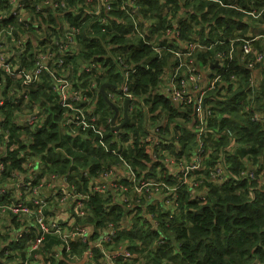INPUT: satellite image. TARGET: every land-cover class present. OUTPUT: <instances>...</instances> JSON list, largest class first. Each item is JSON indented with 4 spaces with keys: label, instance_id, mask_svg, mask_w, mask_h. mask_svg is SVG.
Here are the masks:
<instances>
[{
    "label": "built area",
    "instance_id": "1",
    "mask_svg": "<svg viewBox=\"0 0 264 264\" xmlns=\"http://www.w3.org/2000/svg\"><path fill=\"white\" fill-rule=\"evenodd\" d=\"M137 1L73 0L70 3V0H0V179L5 170L1 158L7 155L12 146L10 126L34 130L45 123V99L42 96L31 99V93L38 92L39 87L61 110L60 124L67 134L80 141L100 145L120 160L109 169L97 171L96 179L89 178L85 169L78 171L74 179L80 190L68 180L71 164L64 176L51 175L50 181L57 182V209L52 215H45L48 203L39 197V193L43 189L53 190L56 186L50 183L44 186V179L32 185V173L29 172L25 175L26 179L14 182L21 176H17V172L11 173V179H5L0 184V200L12 188L22 189L26 197H19L10 204L0 202V264H50L52 259L57 260V264H94L95 252L98 254V264H140V241H134V247H129L128 242H114L123 223L98 227L96 236L92 238V227L87 222L90 215L87 201L91 195L111 191L120 194L115 199L126 200L127 196H143L148 192V203L162 208L163 219H166L164 225L168 227L180 194L204 203L207 184H219L228 176L227 164L223 159L228 154L233 155L231 144L226 150L217 148L216 153L215 149L206 151L205 145L219 139V134L210 130L212 124L221 119L217 101L234 93L239 81V76L227 75L233 55L236 56V66L245 67L250 72L249 82L258 85L254 73L261 74L259 67L264 63V5L254 8L250 5L252 8L243 9L235 4V0H202L213 1L223 8H234L241 16L233 19L248 25L252 31L248 29L240 36V28L234 29L239 35L228 39L227 51L216 52L215 60L201 69L196 65L195 54L209 50L213 45L200 44L195 31L189 39L181 38L179 20L186 19L187 14H173L170 4H164L157 14L146 13L144 17L140 15ZM179 2L183 3L184 0ZM111 10H121L130 19L132 26L127 37H139L152 48L155 55L163 53L168 56L162 83L150 94H164L172 104L178 106L173 127L177 123L182 126L187 123L190 127L197 143L190 155H177V137L159 140L154 135L161 125L165 126V113L150 120L147 132L136 138L115 137L112 141L116 142L117 148H110L104 142L103 134L108 125L111 127V118L102 119L103 108L98 105V81L108 76L107 59L117 65L122 78L117 86L105 90L106 97L119 109L115 125L123 119L124 100L129 101V115L139 108L136 98L128 90L130 76L135 70L125 63V51L121 46L106 44L104 55L91 56L86 60L80 58L82 44L78 37L81 28L86 22H96L102 32L109 33ZM48 14L53 16L54 23L45 30L43 21ZM8 18L11 21L4 23ZM159 20L163 23L162 27L157 32L149 31L157 28ZM118 21L126 24L128 20ZM44 31H48L47 36ZM214 63L218 67L210 68ZM82 75L88 77L85 85ZM7 106L12 109L8 124L4 112ZM242 111L243 123L247 120L264 123V112L255 109L249 93L246 94ZM186 119L190 122H186ZM134 139L137 148L152 159L153 176H142L123 158L122 152ZM171 142L174 143L173 147H161V144ZM21 156L24 157V169L39 172L40 167L35 166L37 158L33 161L26 151L21 152ZM211 156L214 159L207 165L206 160ZM161 158V165L155 164ZM242 160H246V157ZM161 171L165 172L170 182L161 177ZM256 176H260L257 166L245 165L232 178L255 179ZM81 177L88 179L86 188ZM71 212L74 218L69 216ZM7 213L8 223L3 224V216ZM10 217L15 218L19 225L14 226ZM139 222L151 231H157L160 227V221L152 213H144ZM126 223L128 230L133 227L130 217ZM29 225H32V229ZM28 231L32 235L21 243ZM46 236L57 238V245L49 250L43 249ZM166 243L160 234L154 247H162Z\"/></svg>",
    "mask_w": 264,
    "mask_h": 264
},
{
    "label": "trees",
    "instance_id": "2",
    "mask_svg": "<svg viewBox=\"0 0 264 264\" xmlns=\"http://www.w3.org/2000/svg\"><path fill=\"white\" fill-rule=\"evenodd\" d=\"M179 1L138 0L137 5L140 8V15L144 17L146 13L157 14L164 4H170V11L173 14H187L186 19L179 20L181 38L189 39L191 33L195 31L200 44L213 45L209 50L196 52L195 62L201 69L215 60L216 52L227 51L228 39L239 35L233 29L240 28V36L249 29L248 25L233 19L241 16L234 8L220 7L213 1L184 0L183 3ZM70 3H73V0H70ZM235 4L243 9H250L252 8L250 5L253 8L264 5V0H235ZM110 14L112 19L109 33L102 32L101 26L96 22H86L81 28L78 37V41L82 44L80 58L86 60L91 56L104 55L106 44L121 46L125 51V63L135 70L130 76L131 83L128 90L136 98L139 108L131 115L128 114V121L121 130L115 132L108 125L103 134L104 142L110 148H117L116 142L112 141L115 137L136 138L147 132L150 120L165 113L163 116L165 126L161 125L154 135L159 140H171L177 137L179 149L177 155H190L197 145L190 127L187 123L185 126L177 123V126L173 127L178 115V106L172 104L164 94H150L162 83L168 56L163 53L159 56L155 55L152 48L143 43L139 37H127L132 25L130 19L121 10H111ZM122 19H127V23L118 21ZM9 21L11 19L8 18L4 23ZM53 23V16L48 14L47 19L43 21L45 30H48ZM162 25V21L159 20L157 28L149 31L157 32ZM44 33L48 35V31ZM219 41L224 44H219ZM236 62V56L233 55L227 75L239 76V81L234 93L217 101L221 119L217 123L214 122L210 128L213 133L219 134V139L217 142L205 145L206 151L215 149V153L217 148L226 150L230 144L237 151L238 154H228L223 159L227 164L226 179L219 184H207L204 203L180 194L168 227L164 225L166 219H163L162 208L148 203L146 198L148 192L143 196L132 198L127 196L126 200L115 199V197L119 198L120 194L111 191L107 194H93L87 201L90 212L87 222L92 227V238L96 236L98 227H104L108 223L114 226L123 223L124 226L118 229L114 242L116 244L128 242L129 247H134L132 243L136 240L140 241L138 257L144 264H264V123L248 120L243 123L242 120V108L247 93L250 94L255 109L264 112V63L259 67L262 80L255 85L249 82L250 72L245 67L236 66ZM106 64L108 76L98 81V89L103 83L108 84L105 90L113 88L122 80L117 65L111 59H107ZM81 77L85 85L88 77L86 75ZM37 90L38 92L31 93V99L36 100L41 96L45 99L43 102L45 123L34 130L10 126L12 146L7 155L1 158L5 170L2 172L0 184L5 179H11V173L14 172L25 179L28 172L32 173L30 179L32 185L42 182L43 179L50 183L51 175L64 176L71 164L68 180L80 190L79 184L74 179L78 171L85 169L89 178L96 179L97 171L109 169L120 162L116 156L106 152L100 145H92L88 141H80L67 134L60 124L61 110L44 89L39 87ZM98 96V105L103 108L102 119L111 118L112 109L106 104L101 93H98ZM115 106L118 108L117 105ZM4 112L8 124L12 114L11 107L7 106ZM185 121L190 122L187 119ZM173 146V142L168 145L161 144L162 148ZM24 151L33 161L37 158L35 166L40 167L39 172L33 173L24 169V157L21 156V152ZM122 155L132 169L142 176L155 174L154 165H151L152 159L148 158L142 149L137 148L136 139L128 144V149L123 151ZM243 157L251 159L254 163L257 162V174H260L261 181L257 176L255 179L232 178L240 169L245 168ZM213 159L214 157L211 156V159L206 160V164L210 165ZM161 160L162 158L156 160L155 164L161 165ZM161 177L170 182L164 171H161ZM81 180L86 188L88 179L81 177ZM17 189H10L0 202H6L8 193ZM48 193L45 199L48 210L45 215H52L57 209L55 204L57 187ZM144 213H152L160 221L157 231H151L147 226L142 227L139 221ZM70 217L74 218L72 212ZM128 217L133 223V227L129 230L126 223ZM10 218L14 226L19 225L15 218ZM29 228L32 229V225H29ZM160 234L167 243L162 247H154V242L158 240ZM28 235L32 233L28 231L21 243L29 238ZM44 240V250L57 245L56 237L46 236ZM76 249L77 247L74 248ZM97 258L98 254L95 252L94 264H98ZM50 264H57V260L52 259Z\"/></svg>",
    "mask_w": 264,
    "mask_h": 264
},
{
    "label": "water",
    "instance_id": "3",
    "mask_svg": "<svg viewBox=\"0 0 264 264\" xmlns=\"http://www.w3.org/2000/svg\"><path fill=\"white\" fill-rule=\"evenodd\" d=\"M217 68V64L214 63L212 64V66L210 68ZM108 86V84L106 83H103L100 85V88H99V91L104 99V101L106 102V104L112 109L113 111V115L111 117V128L114 130V131H117L121 128H123L125 126V124L127 123L128 121V112H127V107H128V103L129 101L126 99L124 100V105H123V109H122V113H123V119L121 121L120 124L118 125H115V121H116V118L118 117V111L119 109L106 97V94H105V88Z\"/></svg>",
    "mask_w": 264,
    "mask_h": 264
},
{
    "label": "rangeland",
    "instance_id": "4",
    "mask_svg": "<svg viewBox=\"0 0 264 264\" xmlns=\"http://www.w3.org/2000/svg\"><path fill=\"white\" fill-rule=\"evenodd\" d=\"M254 32L255 33H257V31L256 30H254ZM32 45H34V41L32 42ZM193 140H195V136L193 135ZM257 163V162H256ZM256 163H254L251 159H246L245 160V164L247 165V166H250V165H256V166H258V164H256ZM21 179H23L22 177H18V178H16L15 180H14V182H16V181H19V180H21ZM259 181H261V178H260V176H259V179H258ZM48 182H46L45 181V183H44V186L47 184ZM50 185H52V186H56L57 187V183H52V182H50ZM52 189H43V190H41L40 191V196L39 197H41V198H43V199H46L47 197H48V192L49 191H51ZM9 198H8V200H7V202H8V204H10V202H15V200L17 199V198H21V199H24L25 197H26V193H24V191L22 190V189H18V190H16V191H11L10 193H9ZM8 213L7 214H5L4 216H3V224L4 223H8ZM56 216H57V213L55 214Z\"/></svg>",
    "mask_w": 264,
    "mask_h": 264
},
{
    "label": "crops",
    "instance_id": "5",
    "mask_svg": "<svg viewBox=\"0 0 264 264\" xmlns=\"http://www.w3.org/2000/svg\"><path fill=\"white\" fill-rule=\"evenodd\" d=\"M259 30H262L261 28H258ZM233 31H234V29H233ZM249 31H252L251 30V28L249 29ZM253 34V33H252ZM253 35H256V34H253ZM262 74V73H261ZM261 74H258L257 72H255L254 73V76H255V78H256V80H257V82L259 83L261 80H262V78H260L261 77ZM233 150V154H238L237 153V151H235L232 147H231V151ZM242 157H240V159H241ZM57 183V182H56ZM70 216V215H69ZM140 264H144L143 263V261L142 260H140Z\"/></svg>",
    "mask_w": 264,
    "mask_h": 264
}]
</instances>
